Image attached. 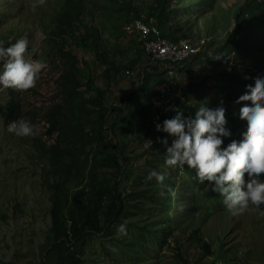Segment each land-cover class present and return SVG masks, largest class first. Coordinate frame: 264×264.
Instances as JSON below:
<instances>
[{"label":"rangeland","instance_id":"374dc122","mask_svg":"<svg viewBox=\"0 0 264 264\" xmlns=\"http://www.w3.org/2000/svg\"><path fill=\"white\" fill-rule=\"evenodd\" d=\"M61 1L43 0V3L36 4L34 10V0H0V41H4L7 46L20 37H27L25 55L42 60L45 65L31 88L9 89L0 86V264H34L41 261L45 253L41 244L50 226V203L44 185L47 167L39 155L38 145L51 143L54 138V134L46 133L48 123L45 111L48 105L60 99L56 79L61 71V62L55 58L53 43L46 33L57 2ZM136 1L144 3L141 5L144 10L149 0ZM244 1L202 0V8L188 1L184 10H181L183 7L180 3L181 11L176 13L177 24L181 26L186 16L194 32L183 39L193 43L202 40L204 43L207 27L215 29L223 38L233 24L231 12ZM174 5L176 1L171 0L170 6ZM205 17L206 23L203 22ZM99 18L96 24L103 41L101 48L109 52L116 64L125 65L129 59L136 58L137 43L131 40L130 34L124 32L119 34H123L118 39L121 45L119 52L113 51L116 40L110 34L109 26L112 27L114 23L104 16ZM169 22L171 26L175 19ZM67 41L71 42L68 38ZM68 47L73 48L77 56L81 77L85 79L87 75H92L94 84L104 87L107 64L99 60L91 49L83 46L74 48L72 44H68ZM228 57H231L232 62L236 59L231 54L226 59ZM146 60L142 54L132 68L110 71V77L105 81L108 85L104 96L106 106L117 103L121 95L129 94L138 85L141 71L158 72L152 73L153 91L161 89L167 80L172 81L170 95L164 99L167 102L159 107L161 113H168L171 118L181 107V104L176 106L177 97L180 96L184 103H193L191 98L181 96L182 88L189 82L199 81L205 67L213 66L221 59L218 56L190 60L183 68ZM156 65L167 72L155 70ZM206 95L213 102L219 99L213 91ZM11 97L18 102L19 108L15 117L6 118L7 102ZM151 109L150 114L157 110L153 106ZM134 117L132 115L129 123H122L121 126L127 141L122 155L128 158L126 162L129 167H125L116 177L117 190L124 205L123 212L130 222L129 226L126 224V234L121 235L117 230L123 218L105 231H88L82 241L69 243L71 251L78 258V262L73 264H182L183 259L176 252L181 253L187 264H264V204H250L244 211L233 213L225 206L223 198H211L206 194L207 186L199 182L194 170L188 167L179 168L171 189L174 205L169 214L173 217V226L170 230L155 228L162 224L164 208L160 193L165 190L154 188V177L146 179L151 170H157L156 150L150 153L146 149L150 145L154 147L152 135L155 140L162 136L156 133L154 127L158 122L152 120V133L146 134L145 128L135 122ZM19 119L28 120L33 125V134L16 136L7 131L9 121ZM231 138L232 135L226 139L228 141ZM171 139L168 136L169 143ZM107 143L113 146L110 138ZM119 159L120 162L125 161L121 157ZM110 171L108 173L111 176ZM260 175L264 178V173ZM187 221L200 226L199 235L202 241L211 244L212 254H207L198 240L188 239L189 231L184 228ZM220 249L222 253L218 255Z\"/></svg>","mask_w":264,"mask_h":264},{"label":"trees","instance_id":"16d2710c","mask_svg":"<svg viewBox=\"0 0 264 264\" xmlns=\"http://www.w3.org/2000/svg\"><path fill=\"white\" fill-rule=\"evenodd\" d=\"M170 1L149 0L144 10L141 9L144 3L136 0L57 2L46 36L53 43L55 58L57 57L56 59L61 62V71L56 79L60 99L48 105L45 111L48 123L46 133L54 134L53 141L38 145L39 155L47 167L44 185L50 203L48 208L50 226L47 229L46 239L41 244L45 253L42 254V260L34 264H73L78 262V258L71 251L69 243L82 241L88 231H105L121 218L129 226L128 217L123 212L124 205L117 190L116 179L128 166L126 162L128 158L122 155L127 141L121 126L122 123L128 124L131 116L135 115L133 120L145 128L146 134H151L152 120L160 123L163 119L170 118L168 113H161L159 110L160 105L167 101L164 100L156 105L153 97L159 95L167 86L170 89L166 96L170 95L173 85L171 80H167L161 89L153 91L152 73L158 72L143 70L140 72L138 85L129 94L121 95L117 103L108 107L104 103L108 87L105 81H108L110 71L118 72L123 68L125 70L132 68L137 64L138 56L140 58L142 54L146 61L150 60L145 55L135 32H127L124 28V24L134 18L142 16L145 21H152L160 28L163 36L172 40L187 38L194 33L188 25L186 16L183 17L181 26H178L176 13L184 10L188 1L189 4L202 8V0H175L174 6H170ZM180 3L183 7L181 10ZM172 12L173 17H171ZM99 16H104L109 22L114 23L112 27L109 26L110 34L116 40L113 51L119 52L121 45L118 39L123 35L119 34L124 32L130 34L131 40L137 43L136 58L129 59L125 65L116 64L109 56V52L101 48L103 41L96 24V20L100 19ZM231 16L233 24L223 38L215 29L207 27V36L204 37V43L202 41L199 50L188 59L176 62L172 66L183 68L190 60L220 57L221 60L217 64L205 67L203 77L199 81L189 82L182 88L181 96L186 99L191 98L193 103H184L179 96L176 98L178 102L176 106L181 104L178 110L182 111L184 116L192 117L201 104L214 108L222 100L226 110L225 126L230 129V135L224 137L225 143L226 138L231 135L239 137L246 124L245 118L238 114L239 104L244 101H236L234 98L245 90L246 82L253 81L257 75L264 76V0H245L233 9ZM206 18L203 19L205 23ZM174 19L175 22L170 26L169 21ZM67 38L71 40L70 43ZM196 42L199 43L198 40ZM68 44H72L74 48L83 46L91 49L99 60L107 64L104 87L94 84L92 75H87L85 79L81 77L77 56ZM228 54L236 59L233 62L230 60L231 57L226 59ZM248 58L253 60L247 61ZM165 65L169 67V64L165 63ZM156 66L155 70L158 69L161 73L167 72ZM209 91L219 96L218 101L213 102L206 95ZM152 106L157 110L150 114ZM18 108V102L11 97L7 102L6 118L13 117ZM156 133H160L162 137L168 136L167 133L157 130ZM108 138L113 142L111 147L107 143ZM151 143L154 147L150 145L146 150L150 153L156 150L154 153L157 159L156 171L164 176L162 182H157L154 178L153 186L165 190L160 193L164 208L162 224L155 228L170 230L173 226V217L169 212L174 205L171 189L181 167L165 164L166 148L155 140L154 135ZM118 144L120 146L116 147ZM120 157L125 161L120 162ZM186 167L188 166L185 165L181 169ZM204 183L209 197L223 198L221 193L211 188L215 183L214 179ZM184 228L189 231L188 239L198 240L202 249L207 254H212L211 244L202 241L199 235L201 230L199 225L187 221ZM152 230L155 232L154 229ZM218 251V255H221L222 249ZM176 253L183 259H181L182 264H187L181 253Z\"/></svg>","mask_w":264,"mask_h":264},{"label":"clouds","instance_id":"9594fccd","mask_svg":"<svg viewBox=\"0 0 264 264\" xmlns=\"http://www.w3.org/2000/svg\"><path fill=\"white\" fill-rule=\"evenodd\" d=\"M37 3L34 0L35 10ZM27 37H20L5 46L0 41V86L16 89L31 88L44 62L25 55ZM244 101L239 104L238 114L246 124L240 136H232L226 143L224 137L230 135L225 126V107L221 100L214 108L201 104L192 117L176 111L171 118H165L154 125L159 132L168 136L157 137L165 145V164L194 169L199 182L212 181L213 191L223 195L225 206L233 213L244 211L252 205L264 204V76L257 75L246 82L245 90L234 98ZM250 101V102H249ZM7 131L16 136L33 134V125L25 119L11 120ZM155 178L162 182L164 176L155 169L146 179ZM227 181V183H225ZM121 235L126 234V222L117 226Z\"/></svg>","mask_w":264,"mask_h":264},{"label":"built area","instance_id":"2783aa9c","mask_svg":"<svg viewBox=\"0 0 264 264\" xmlns=\"http://www.w3.org/2000/svg\"><path fill=\"white\" fill-rule=\"evenodd\" d=\"M124 28L127 32H135L145 55L150 60L169 64V67H172L176 62L188 59L199 50L202 43V40L200 43H193L183 38L178 40L167 38L162 35L157 25L152 21H145L142 16L125 23ZM169 89L167 86L166 89L162 90L156 96L154 104H161Z\"/></svg>","mask_w":264,"mask_h":264}]
</instances>
